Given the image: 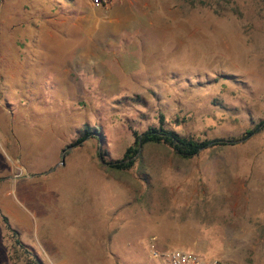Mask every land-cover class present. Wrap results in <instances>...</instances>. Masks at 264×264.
I'll return each mask as SVG.
<instances>
[{
  "label": "rangeland",
  "instance_id": "obj_1",
  "mask_svg": "<svg viewBox=\"0 0 264 264\" xmlns=\"http://www.w3.org/2000/svg\"><path fill=\"white\" fill-rule=\"evenodd\" d=\"M262 120L264 0H0V264H264ZM158 126L233 142L106 167Z\"/></svg>",
  "mask_w": 264,
  "mask_h": 264
},
{
  "label": "trees",
  "instance_id": "obj_2",
  "mask_svg": "<svg viewBox=\"0 0 264 264\" xmlns=\"http://www.w3.org/2000/svg\"><path fill=\"white\" fill-rule=\"evenodd\" d=\"M262 128H264V120L258 122L253 129L244 132L240 140L250 137L254 133L260 131ZM92 131L93 129L91 130L89 128H84L81 130L80 135L76 138L72 146L81 144L87 138H94ZM132 136V143L124 150L121 159L107 163L106 167L108 169L122 172L129 170L133 166V158L137 154L138 150L146 145H163L170 148L178 157L182 159H188L192 156H195L200 150L204 148L212 146H225L228 143L233 142L231 139L229 141L217 139L211 141L193 140L191 138L180 136L174 131L164 129L162 126L148 128L141 134H136L133 132ZM3 222H5V229L8 232H11L12 237L15 240V244H17L22 249L23 246L17 239H15L16 233L9 228V225L6 223L5 219H3ZM30 262L31 264H39L34 258Z\"/></svg>",
  "mask_w": 264,
  "mask_h": 264
},
{
  "label": "built area",
  "instance_id": "obj_3",
  "mask_svg": "<svg viewBox=\"0 0 264 264\" xmlns=\"http://www.w3.org/2000/svg\"><path fill=\"white\" fill-rule=\"evenodd\" d=\"M96 8L106 9L123 0H89ZM148 253L152 259L163 264H223L219 260L202 259L194 252L183 249H163L158 247L154 238L148 241Z\"/></svg>",
  "mask_w": 264,
  "mask_h": 264
}]
</instances>
